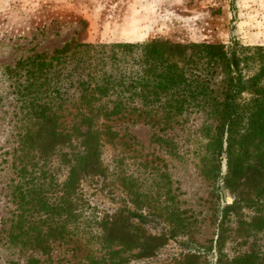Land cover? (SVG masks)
<instances>
[{
	"label": "trees",
	"instance_id": "16d2710c",
	"mask_svg": "<svg viewBox=\"0 0 264 264\" xmlns=\"http://www.w3.org/2000/svg\"><path fill=\"white\" fill-rule=\"evenodd\" d=\"M79 47L86 46L74 47L69 56L62 55L69 50L64 47L52 57H26L8 69L21 118L12 208L3 221L7 242L48 254L53 244L73 238L74 248L77 243L90 248L86 256L96 261L91 264H122V253L133 250L139 258L153 256L166 238L148 234L131 216L99 218L77 195L80 176L100 171L101 136L114 144L118 120H142L156 132L152 141L173 151L175 143L166 133L185 122V116L198 114L204 139L198 169L212 187L221 181V189L233 198L218 210L221 253L230 216L243 219V208L259 210L264 199V47L235 43L228 51L222 44L154 39L100 45L94 61ZM65 61L72 62L67 73L59 68ZM70 90L77 99L65 116ZM99 119L104 120L101 126ZM63 165L68 173L60 182ZM165 220L171 236L183 235L186 219L178 208L171 207ZM238 223L245 237L264 231L260 217ZM192 251L184 264H207L212 248ZM232 259L226 264H264V249Z\"/></svg>",
	"mask_w": 264,
	"mask_h": 264
},
{
	"label": "rangeland",
	"instance_id": "374dc122",
	"mask_svg": "<svg viewBox=\"0 0 264 264\" xmlns=\"http://www.w3.org/2000/svg\"><path fill=\"white\" fill-rule=\"evenodd\" d=\"M154 39L222 44L228 51L235 43L241 48L264 47V0H0V264L96 262L89 259L88 246L77 243L74 248L73 238L66 244H53L48 254L11 245L5 238L3 221L12 208L9 201L21 118L13 96L14 77L8 69L26 57H52L64 47L69 50L62 55L69 56L74 47L84 45L78 49L89 52L94 61L100 45ZM71 64L67 61L59 66L60 71L67 73ZM76 99L70 90L65 116L73 112ZM183 119L186 121L166 133L175 143L173 151L156 145L152 141L155 130L142 120H118L115 130L119 137L114 144L101 136L100 171L80 176L77 195L99 218L131 216L148 234L166 238L151 257L139 258L136 250L122 253V264H184L195 247L212 248L205 263L226 264L264 249V231L255 235L251 231L245 237L238 230L239 220L264 219L263 199L259 210L243 208V219L230 216L224 227L227 233L223 230L222 251H218V210L232 204L233 198L221 189V181L212 187L198 169L204 143L202 115ZM103 124L99 119L98 126ZM225 171L223 160L221 176ZM67 173V166L60 167L58 180L63 181ZM171 207L178 208L186 219L183 235L171 236L165 220ZM136 215H146V219L139 222ZM93 252L97 255L95 249Z\"/></svg>",
	"mask_w": 264,
	"mask_h": 264
}]
</instances>
